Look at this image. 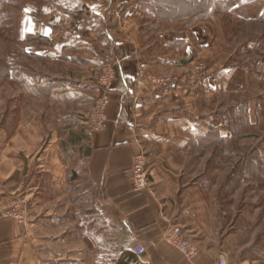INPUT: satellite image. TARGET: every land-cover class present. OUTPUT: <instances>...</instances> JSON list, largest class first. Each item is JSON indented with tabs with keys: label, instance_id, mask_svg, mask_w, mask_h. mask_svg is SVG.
<instances>
[{
	"label": "crops",
	"instance_id": "1",
	"mask_svg": "<svg viewBox=\"0 0 264 264\" xmlns=\"http://www.w3.org/2000/svg\"><path fill=\"white\" fill-rule=\"evenodd\" d=\"M123 1L124 28L112 22L105 5L101 6L103 14L96 11L103 16V50L87 51L90 55L83 65L92 74L105 61L118 64L120 78L107 110V128L91 134L85 122H79V115L70 114H84L87 120L99 91L96 80L91 79L83 84L40 81L30 88L36 91V99H46L55 107L52 120L68 128H54L50 143L25 155L26 159L20 153L24 148L19 140L34 139L42 144L43 134L39 136L41 141L25 133L22 117L13 131L6 125L0 127V174L4 181L0 194V264H103V217L109 218L108 227L119 236L114 264L124 250L132 251L138 244L148 249L147 254L139 256L143 264L219 262L218 255L213 254L217 245L201 229L199 206L204 198L201 193L198 196V184L192 185V180L180 173L188 171L181 169L180 162L186 152L196 149L207 124L212 125L213 103L221 84L212 73L184 97L154 90L148 84L150 76L182 72L203 52L195 55L182 32H162L151 40L144 31L134 33L132 25L137 22L140 27L139 18L153 19L150 23L161 28L171 25L172 19L161 17L157 9L165 15L169 8L160 0ZM82 7L74 5L65 16L70 19ZM79 24L81 30L86 21ZM77 33L73 42L79 50L82 42L78 41H86ZM231 87H235L233 82L226 85V90L232 91ZM24 90L28 93V87ZM62 103L70 104L74 111L65 110L60 119L55 111H60L57 107ZM37 116V121L44 122L46 116ZM141 152L146 154L154 185L148 193L134 195L131 170L135 156ZM27 199L35 212L30 225L4 216L8 205ZM66 202L70 205L67 211ZM169 224L180 226L210 253L205 252L196 262L187 261L179 251L160 241ZM251 263L245 260L240 264Z\"/></svg>",
	"mask_w": 264,
	"mask_h": 264
},
{
	"label": "rangeland",
	"instance_id": "2",
	"mask_svg": "<svg viewBox=\"0 0 264 264\" xmlns=\"http://www.w3.org/2000/svg\"><path fill=\"white\" fill-rule=\"evenodd\" d=\"M160 1L167 5L166 9L169 8V11L166 10V18L172 15V24L162 29L151 24L153 19L139 18L141 26L138 27V23L134 22L131 31H144L149 40L162 32H182V36L191 42L195 55L203 52L196 64H202L208 76L214 73L221 84L213 103V123L207 126L219 129L225 136H228L229 130L232 132L226 143L211 145L215 138L208 139L201 147L186 152L180 162L181 169L188 170L180 173L185 174L187 180H192V185L198 184V196L204 198L199 206L201 229L209 235L210 242L217 245L213 254L218 255L219 259L224 256L226 264H240L245 260L264 264V0H231L228 6H237L236 11L219 8L213 12L210 10L209 14L204 8L193 10L197 2L192 0V3L187 0ZM244 2L250 5L241 7ZM122 3L125 2L0 0V127L6 125L8 130H12L22 117L25 133L39 139L40 133L44 136L42 144L35 143L34 139L19 140L24 148L20 149V153L25 159V155L50 143V134L54 128H68V125L52 120L51 114L55 107L46 99H36V91L30 88L40 81L44 84H83L91 79L99 85L102 65L114 61L103 62L100 59L103 63L92 74L83 68L84 58L90 55L88 52L94 50V53H100L103 50V28L95 30L99 28V21L92 22V17L96 15H92V12L103 14L101 6L105 5L113 16L112 22L115 20L114 24L124 28ZM76 4L83 6V10L75 11V15L67 18L65 15ZM157 9L162 12L160 16H163L162 9ZM79 21H86L82 31L79 30L82 27ZM75 32L86 41H78L82 42L79 50L74 48ZM194 62L195 59L191 60L189 67L182 72L160 75L186 79L193 71ZM224 70H230L231 73L226 75L222 72ZM229 82L235 85L231 87L232 91L226 90ZM27 87L28 93L24 90ZM63 89L67 92V88ZM47 90L44 92L47 93ZM227 94L233 96L228 97ZM69 105L62 103L57 107L60 111H55V114L61 119L62 112L73 110ZM241 105L245 109H240ZM233 107L237 111L231 110ZM227 113L229 115L224 116ZM70 114L75 117L79 115V122L84 121L86 124L84 114ZM37 115L46 116L44 122L37 121ZM86 126L89 131V126ZM148 171L153 188V174L149 166ZM3 184V175L0 174V194ZM152 188L142 193L133 189V194L143 195ZM31 202L27 199L26 202L8 205L3 211L4 216L10 213L16 218L19 215V219L16 218L18 221L22 219L23 223L30 225L35 220L31 218L35 213ZM64 205L67 211L70 205L68 202ZM110 223L109 218L103 217V240H106L101 252L103 264H114L118 256L115 248L119 236L108 227ZM194 244L199 247L200 254L193 262L203 258L205 252L210 253L202 250L197 243ZM96 253L99 254V251Z\"/></svg>",
	"mask_w": 264,
	"mask_h": 264
},
{
	"label": "built area",
	"instance_id": "3",
	"mask_svg": "<svg viewBox=\"0 0 264 264\" xmlns=\"http://www.w3.org/2000/svg\"><path fill=\"white\" fill-rule=\"evenodd\" d=\"M117 65L116 62H105L102 65L98 83V96L86 122L91 134L104 131L109 123L107 110L111 104V95L115 85L120 78ZM193 65V75L191 73L186 79L156 74L150 76L148 84L156 91L172 94L175 97L187 96L189 89L193 86L203 84L208 76L207 73L204 72L205 68L202 64H196L195 61ZM149 175L146 156L141 152L135 156L131 170V180L134 191L142 193L152 188ZM7 216L12 217V214L9 213ZM17 216L16 218L19 219L20 216ZM20 222L23 223L22 219ZM160 241L179 251L189 262H193L200 254L199 247H197L192 239L176 225L169 224L163 231ZM132 252L137 256H142L148 253V249L138 244L132 249ZM218 264H226V258L224 256L220 257Z\"/></svg>",
	"mask_w": 264,
	"mask_h": 264
},
{
	"label": "trees",
	"instance_id": "4",
	"mask_svg": "<svg viewBox=\"0 0 264 264\" xmlns=\"http://www.w3.org/2000/svg\"><path fill=\"white\" fill-rule=\"evenodd\" d=\"M187 1H189L190 3L197 2V4L195 3L196 7H194L193 10L197 11L198 9L200 10V8H204V9L208 10L207 11L208 14L210 13V10L213 12L214 10L217 11L219 8H223L226 11L227 10L228 11H236L237 10L236 9L237 6H228L230 4L231 0H192V2L190 0H187ZM72 2H79V0H72ZM198 2H199V5H198ZM248 6H249V2H248V4L244 2V4L241 5V7H248ZM94 13L96 15H95V17L94 16L92 17V22H94L95 20L99 21V25H97V26H99V28L95 29V30H98L102 26L103 16L101 14L96 13V12H94ZM94 13L92 15H94ZM166 14H167V12L165 13V15H163L165 18H166ZM187 15H188V12H187ZM171 16L172 15H170V17H169V15H167V18H171ZM179 44L183 45L184 43H179ZM178 48L182 49V46H179ZM227 95H228V97L233 96L232 94H230V95L227 94ZM239 107H240V109H245L243 105H241ZM235 109H236V107H233L231 110H235ZM236 111H237V109H236ZM228 115H229V113L225 114L224 116H228ZM229 132L230 133H228V136H225V135H223V133H220L219 129L213 128V127H207L205 133L203 135H201V137L198 138V140L196 142L197 143L196 146L201 147L203 145L202 144L203 142H205L208 139H212V138H215V139L211 141V143H214L211 145H218L220 143H226V141H228V139H229L228 137H230V134L232 133L230 130H229ZM201 186H202V184H201ZM106 264H108V263H106ZM116 264H143V263L140 261V257L137 256L136 254H134L132 251L124 250L121 253V255L119 256Z\"/></svg>",
	"mask_w": 264,
	"mask_h": 264
}]
</instances>
